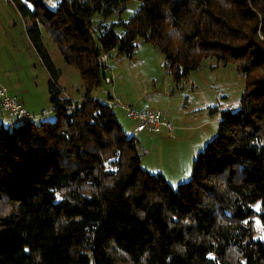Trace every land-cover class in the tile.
I'll list each match as a JSON object with an SVG mask.
<instances>
[{
  "label": "trees",
  "instance_id": "16d2710c",
  "mask_svg": "<svg viewBox=\"0 0 264 264\" xmlns=\"http://www.w3.org/2000/svg\"><path fill=\"white\" fill-rule=\"evenodd\" d=\"M13 1L55 118L0 125V264H264L252 223L264 225V0H136L112 25L129 0ZM42 31L82 81L70 115ZM137 39L176 88L210 58L245 77L238 110L211 108L217 132L176 187L142 167L112 96H91L109 70L101 56L131 59Z\"/></svg>",
  "mask_w": 264,
  "mask_h": 264
},
{
  "label": "rangeland",
  "instance_id": "374dc122",
  "mask_svg": "<svg viewBox=\"0 0 264 264\" xmlns=\"http://www.w3.org/2000/svg\"><path fill=\"white\" fill-rule=\"evenodd\" d=\"M59 1L44 0L52 9ZM139 6L138 1L129 0L120 15L114 14L104 19V22L106 25H112L119 19L128 21ZM102 20L99 15H95L92 18V27H96ZM22 22L20 19L16 22L21 28V36L17 33L15 37L8 34L11 41L5 37L0 41V79L20 85L31 92L44 94L47 113L36 117L34 121H52L55 118L53 107L46 95L49 75L31 46L24 42ZM42 37L55 67L62 69L63 77L59 81L65 89L62 90L78 98L81 91L83 94L79 73L64 63L57 47L44 31ZM135 44V54L131 59L118 54L117 51L108 54L107 76L112 82H103L101 86L93 89L91 96L103 101L107 98V93H110L119 98H114V103L118 102L138 110L160 111L168 116L174 127L172 134L162 135V138L157 137L155 140L149 137L145 140L143 135L134 137L138 140V149L142 154V167L150 169L151 173L163 174L170 185L176 187L190 179L192 162L217 132L219 116L217 113L212 114L211 108L218 111L238 110L245 88V77L234 65H216V60L210 58L203 62L200 70L190 73L176 88L164 68L163 55L159 50L140 39H137ZM6 89L9 92L8 88ZM114 112L120 122L122 118L119 116H122L123 111L115 107ZM0 117L6 127L18 124L3 111H0ZM127 134L133 136L128 132ZM258 208V203L253 206L255 210ZM252 223L253 239L264 243V225L258 217H254Z\"/></svg>",
  "mask_w": 264,
  "mask_h": 264
},
{
  "label": "built area",
  "instance_id": "2783aa9c",
  "mask_svg": "<svg viewBox=\"0 0 264 264\" xmlns=\"http://www.w3.org/2000/svg\"><path fill=\"white\" fill-rule=\"evenodd\" d=\"M2 1L4 4L11 5L17 10V6L13 0ZM100 60L105 67H108L107 55L103 54ZM104 82L109 84L112 82V79L109 76H106ZM70 101L71 103L66 107V112L68 115L74 113L77 107L76 101L71 99ZM112 106L119 107L124 112L126 118L133 122L134 136H138L140 134L158 135L162 132V130H166L169 134H172L174 131L171 121L167 119L166 116L160 111L138 110L130 106L120 105L118 102H113ZM0 108L10 119L19 124L32 121L38 117L30 114L17 98L10 95L7 89L2 86L0 87ZM45 114L46 112H41L40 115L43 116Z\"/></svg>",
  "mask_w": 264,
  "mask_h": 264
},
{
  "label": "crops",
  "instance_id": "0c3cea01",
  "mask_svg": "<svg viewBox=\"0 0 264 264\" xmlns=\"http://www.w3.org/2000/svg\"><path fill=\"white\" fill-rule=\"evenodd\" d=\"M17 19H20L21 22L23 21V19L21 18V15L18 13V11L13 6L6 5V4L3 3L2 0H0V41H3L4 37L8 41H11V38H10L9 35H13V37H15L16 33L21 36L22 32H21V28L17 26V23H16ZM22 23H23V34H24V37H25L24 42L26 44L28 43V45L31 46L34 54L36 55V57L40 61L39 56L37 55L36 51L34 50L33 46L31 45V43H30V41H29V39H28V37L26 35L24 21ZM40 63H41V61H40ZM59 70H60L61 74H60V77L58 79V85L61 87V89L65 90L64 88H62V86H61V84L59 82L60 78L63 77L62 69H59ZM0 85H3L6 88H8L10 94L15 96L22 103L24 108L30 114L38 116L37 118H39V115L41 114V112H46L47 113V110L45 109L47 101L45 99V95L44 94H37V93L31 92L28 89L21 88L20 85H14L12 82L9 83L8 81H6L4 79H0ZM77 92H80V91H77ZM81 94H82V91H81ZM81 94L79 95L78 98L75 97L76 98L75 99L73 96L67 94L66 91L64 92V96L68 97L69 99H71L73 101H79L81 99V97H82ZM107 94H110V93H107ZM46 95L49 98L48 85H47V94ZM110 95L112 96V98H113L112 100L113 101H114V98L119 99L118 97H116V96H114L112 94H110ZM0 111H2V110L0 109ZM121 114H122V116L121 115L119 116L120 118H122V120H120V124L123 126L124 130L126 131V133L128 132L129 134H131V136L133 135V137H134V134H133L134 125H133V123L130 122L126 118V116H125V114H123V112ZM165 116H166L167 119H169L167 115H165ZM0 125H3V126L6 127V125L3 123V120H2L1 117H0ZM140 135H143V138L145 140L147 139L146 137H149V139H154L155 140V138H157V137H161L162 138V135H166L167 136V135H169V133L166 130H162V132L160 134L155 135V136L148 135V134H140ZM140 135H138V136H140ZM145 153H146V151H145ZM144 155H146V154H144ZM148 170L150 172H152L150 169H148Z\"/></svg>",
  "mask_w": 264,
  "mask_h": 264
}]
</instances>
